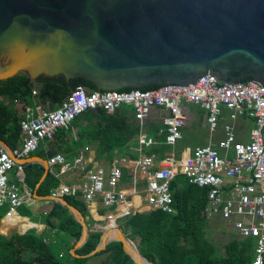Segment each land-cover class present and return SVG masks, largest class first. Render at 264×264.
Returning <instances> with one entry per match:
<instances>
[{
    "label": "water",
    "instance_id": "obj_1",
    "mask_svg": "<svg viewBox=\"0 0 264 264\" xmlns=\"http://www.w3.org/2000/svg\"><path fill=\"white\" fill-rule=\"evenodd\" d=\"M19 73L31 82L62 79L68 93L73 80L105 92L190 86L205 75L227 84L252 78L260 86L264 0H0V81ZM7 150L0 140V152ZM37 161L43 172L34 195L60 204L81 226L74 253L86 242L88 226L64 198L37 193L49 170L45 158ZM19 176L22 182L23 171ZM108 236L133 264L148 262L127 251L126 241L135 245L120 229L101 234Z\"/></svg>",
    "mask_w": 264,
    "mask_h": 264
},
{
    "label": "built area",
    "instance_id": "obj_2",
    "mask_svg": "<svg viewBox=\"0 0 264 264\" xmlns=\"http://www.w3.org/2000/svg\"><path fill=\"white\" fill-rule=\"evenodd\" d=\"M33 95L38 97V92L32 90ZM182 102L204 111L210 133L217 128L222 108L229 112L231 120L251 119L253 126L248 142L237 141L232 125L226 124L224 138L217 148L211 145L196 147L188 156L180 158L174 146L181 139L185 121L180 108ZM121 104L131 105L138 121L151 107L165 108L169 113L165 126L155 135L140 128L131 141L137 154L133 164L146 180L145 209L138 211L130 195L117 190L124 183L118 160L104 169L88 166L82 155L71 160L61 154L50 156L47 158L50 166H58L61 172L78 171L83 178L74 184H59L48 195L55 198L75 196L85 204L99 197L107 212V222L116 223L136 212H170L173 208L171 182L181 175L190 185L207 190L206 205L201 213L206 222H218L223 226L222 232L252 239V264H264V83L259 86V82L253 80L227 84L205 75L194 85H162L147 91L88 92L77 87L55 108L50 109L40 100L31 108L25 106L19 118L23 142L19 147L0 152V206L7 207L5 216L15 214L16 209L31 198L27 192L20 193L18 184L9 179L12 170L20 178L23 161L34 154L40 143L53 139L57 131L67 128L80 114L97 108L113 114ZM163 133L166 134L165 144L171 149L161 158L154 152L146 154L144 150H150ZM48 231L50 236L48 234L43 241L55 243L56 231Z\"/></svg>",
    "mask_w": 264,
    "mask_h": 264
},
{
    "label": "trees",
    "instance_id": "obj_3",
    "mask_svg": "<svg viewBox=\"0 0 264 264\" xmlns=\"http://www.w3.org/2000/svg\"><path fill=\"white\" fill-rule=\"evenodd\" d=\"M251 79L245 78L241 82ZM34 83L39 85L40 102L45 105L44 100L47 98L50 109H52L51 104L57 106L68 94L67 83L62 79L39 78L36 82H31L25 74L19 73L0 81V140L11 149L16 147L17 140L21 135L19 118L11 104L15 99L27 100L32 97ZM71 87L72 89L82 87L88 92L97 91L94 84L85 80H73ZM157 87L147 86L139 88V90L147 91ZM130 90L132 89L125 88L117 91ZM92 111L98 112L101 122L92 133L83 131L80 132V135L94 143L95 158L109 161L114 156L135 158L137 154L131 149V141L142 126L130 122V114L134 116L132 106L121 104L113 114H108L100 108L88 110L80 114L76 120L83 116L89 120ZM70 125L57 131L54 135L63 145H65L63 139L71 129ZM157 130H148L147 133L155 135ZM165 136V133L159 136L157 145L152 146L150 150H144V152L146 154L154 152L158 158H161L164 152L171 149L165 144ZM79 142V144H83V142ZM65 151L69 153L71 149L67 146ZM22 171L24 173L23 181H18V177L13 172L14 182L24 185L33 192L41 175L42 167L36 163H27L22 165ZM124 176L127 177L125 172ZM58 184V178L47 173L45 179L38 185L37 193L48 195ZM171 189L173 208L170 212L162 210L136 212L128 217L118 219L123 221L122 228L129 233L131 240L136 242L140 254L147 261L155 264H252L254 256V241L252 239L238 238L234 234V236L230 234L232 237L222 245L220 253L205 238L206 220L201 213L206 205V189L190 185L181 175L171 182ZM64 199L83 215L86 214L82 200L75 196H66ZM194 200H199L201 203L192 205L190 209L189 203ZM45 203L48 205V211L44 214L43 221L48 229L56 231V242H44L43 238L48 235L46 233L37 234L33 229L22 234L18 232H11L8 236L0 234V264L86 263V257H71L68 252L70 245L79 239L81 226L60 204L51 200H46ZM6 212L7 207L0 206V219ZM100 235L95 236L88 250L97 246ZM53 246L61 249L59 257L63 256L64 251L68 259L60 260L54 254ZM106 250L108 255L102 264H133L123 252L121 243L111 242L107 244ZM77 251L80 254L85 253L83 249Z\"/></svg>",
    "mask_w": 264,
    "mask_h": 264
},
{
    "label": "crops",
    "instance_id": "obj_4",
    "mask_svg": "<svg viewBox=\"0 0 264 264\" xmlns=\"http://www.w3.org/2000/svg\"><path fill=\"white\" fill-rule=\"evenodd\" d=\"M32 90H36L38 92L39 85L34 83L32 86ZM47 101L48 99L46 98V100H44L45 106L50 108ZM37 102H39L38 97L36 95H33L32 97L27 98V100H13L11 107L16 112L18 118H20L23 116V109L25 106L31 108ZM51 107L53 108L56 106L55 104H51ZM180 108L183 115L185 116V121L184 125L181 128V139L178 140L174 146V150L176 151L178 156L180 158L186 157L196 147H204L206 145H211L217 148L218 142L224 138L223 130L222 137L216 143L211 141L210 134H213L214 132H209L208 142L203 146L197 142H182V136L184 131H191L192 129H194V127L198 129L204 128L203 130H208V126L205 120V113L198 106L191 103L182 102ZM90 115L91 118L89 120L86 119V116H83L75 120V122L70 125L71 129L68 132L67 136L63 139L65 145H63V143L58 140L56 136H54L53 139L40 143L38 149L34 152L33 155L26 159V162L24 164L36 163L42 167L43 172V166L38 163L37 157H42L47 160V158H49L50 156H53L55 154H61L67 159L71 160L75 157L82 155L83 158L87 161L88 166L96 168L99 167L104 169H107L113 160H118L119 165L122 168L124 183H121L117 187V190H123L127 192L130 195L133 207L137 208L138 211H143L145 209L143 198L145 195L144 188L146 180L138 172L137 167L133 164V161H135L137 156L133 159L114 156L110 161L104 159L97 160L95 158L94 143H92L90 139L83 138L80 135V132L83 131L92 133L94 131V128L101 122L100 116L98 115L97 111L90 112ZM168 115L169 113L165 108L151 107L149 108L145 117L141 121L136 120L134 116L130 114V122L139 124L140 126H142L140 128H142L143 131L147 132L148 130L150 131L164 127L165 120ZM229 120L232 122L229 125H232L235 139L239 142H248V134L253 126L251 119L246 117H238L235 120H231L230 118ZM226 124L227 123H225L224 125ZM23 139L24 136L21 134L15 146L19 147L23 142ZM79 141L83 142V144H79ZM155 145H157V143ZM67 146L71 149V152L69 153L65 151ZM7 148L11 149L8 146ZM131 149L133 150L132 145ZM13 172H15V170H12L9 173V179L11 181H14ZM124 172L127 177L124 176ZM47 173L53 174L54 177L58 178L59 184L63 185L74 184L75 182H78L83 178V176L78 171L72 170L69 172H61L58 166L49 165V170ZM18 181H20L19 178ZM18 187L20 193L27 192L31 196V198L24 205L19 206L16 209L15 214L9 217L4 215L0 219V234H2V229L7 231L10 230L12 232H18L21 234L33 229L37 234L46 233L50 236V233L47 229L48 227L43 221V216L48 211V205L45 203V201L49 199L43 197H36L34 193L28 190L24 185L20 184L18 185ZM82 206L83 209L86 211L87 219L90 217L92 220L96 221H107V212H105V209L102 206L101 199L99 197L92 203H82ZM116 223L114 224V222H112L111 225L114 224L116 226ZM109 227V222H107L106 224H104V226H102V229L105 230ZM69 254L71 256L75 255L72 250L69 251Z\"/></svg>",
    "mask_w": 264,
    "mask_h": 264
},
{
    "label": "rangeland",
    "instance_id": "obj_5",
    "mask_svg": "<svg viewBox=\"0 0 264 264\" xmlns=\"http://www.w3.org/2000/svg\"><path fill=\"white\" fill-rule=\"evenodd\" d=\"M228 114H229V112L226 109L222 108L221 116L218 120L216 131L213 134H210L212 142L216 143L222 137L223 125L225 123H227V124L232 123L228 118ZM203 129H200V128L198 129V128L194 127V129H192L191 131H184L183 136H182V142H186V143L197 142L202 146L205 145L209 139V130H207V129L203 130ZM200 203L201 202L199 200H194L191 203H189V208L191 209L192 205L200 204ZM80 214L83 217L86 225L88 226L89 236H88L86 242L81 247H79L77 249V250L83 249L85 251V253L80 254V253H78L79 251L75 250L74 251L75 255L71 256V257H75V258L80 256V255L87 254V250L90 247L91 242L93 241L95 236L102 234V232H103L102 226H104V224L107 223L106 220H97L96 221V220H92L90 217L87 219L86 218L87 214L83 215L81 212H80ZM122 223H123L122 220H118L116 223V227L118 229H120V231L125 235V237L127 239H129L130 241H132L133 244L135 245V247L137 248L136 242L131 240L129 233L122 228ZM217 227H218V230H216ZM222 229H223V226L221 224H218V222H213V221L205 222L204 236L216 248V250L220 253H221L222 245L228 239H230L232 237L231 235H233V233H223L221 231ZM10 232H12V231H10V230L7 231V230L2 229L1 233L4 236H8ZM77 241L75 240L74 243H72V245H70V248L68 247L69 251L73 249V246L77 243ZM52 250L54 251V254L60 260L68 259V256L66 255V253L64 251H63V256L59 257V252L61 250L59 247L53 246ZM137 250H138V248H137ZM138 252H139V250H138ZM107 255H108V252H107L106 248L100 249L96 253L86 257L87 261L85 264H102L106 260ZM69 260H71V259L69 258ZM148 262L155 264L151 261H148Z\"/></svg>",
    "mask_w": 264,
    "mask_h": 264
},
{
    "label": "bare ground",
    "instance_id": "obj_6",
    "mask_svg": "<svg viewBox=\"0 0 264 264\" xmlns=\"http://www.w3.org/2000/svg\"><path fill=\"white\" fill-rule=\"evenodd\" d=\"M112 222H109L110 227L106 228L105 230H103L104 232H110L113 234V236L117 233V227L113 224L111 225ZM113 237L112 236H108L106 237L104 240H102L101 235H100V239L99 242L97 244L96 247H102L104 245L109 244L112 241ZM126 245H127V251L129 253H131L132 255H137L138 251L137 249L128 241H126ZM95 247V248H96ZM146 264H150L149 262H147Z\"/></svg>",
    "mask_w": 264,
    "mask_h": 264
}]
</instances>
